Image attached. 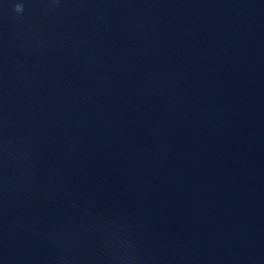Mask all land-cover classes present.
Returning <instances> with one entry per match:
<instances>
[{
	"label": "clouds",
	"instance_id": "1",
	"mask_svg": "<svg viewBox=\"0 0 264 264\" xmlns=\"http://www.w3.org/2000/svg\"><path fill=\"white\" fill-rule=\"evenodd\" d=\"M21 8L19 6H17V10H20Z\"/></svg>",
	"mask_w": 264,
	"mask_h": 264
}]
</instances>
